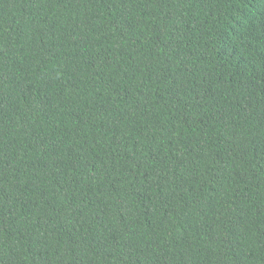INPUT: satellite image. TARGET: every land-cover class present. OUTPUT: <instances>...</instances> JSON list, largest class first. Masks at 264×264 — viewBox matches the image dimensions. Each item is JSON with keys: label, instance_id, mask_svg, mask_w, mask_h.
<instances>
[{"label": "trees", "instance_id": "16d2710c", "mask_svg": "<svg viewBox=\"0 0 264 264\" xmlns=\"http://www.w3.org/2000/svg\"><path fill=\"white\" fill-rule=\"evenodd\" d=\"M0 264H264V0H0Z\"/></svg>", "mask_w": 264, "mask_h": 264}]
</instances>
